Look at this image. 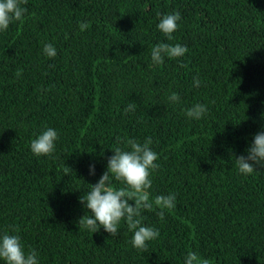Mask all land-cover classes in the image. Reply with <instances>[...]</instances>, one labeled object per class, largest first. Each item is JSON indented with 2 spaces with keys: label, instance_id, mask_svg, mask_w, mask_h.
Wrapping results in <instances>:
<instances>
[{
  "label": "trees",
  "instance_id": "obj_1",
  "mask_svg": "<svg viewBox=\"0 0 264 264\" xmlns=\"http://www.w3.org/2000/svg\"><path fill=\"white\" fill-rule=\"evenodd\" d=\"M22 6L23 21L0 32V232L15 230L41 264H183L188 251L210 264H264V167L244 176L236 166L264 125V0ZM176 11L182 19L168 41L158 14ZM45 43L55 58L43 55ZM157 43L188 52L150 68ZM172 92L180 103L166 102ZM197 102L208 114L188 120L184 111ZM130 103L136 110L125 114ZM48 127L58 132L56 150L38 158L30 144ZM117 138H150L159 167L149 198L177 195L163 222L156 206L142 212V223L160 231L144 251L123 221L116 236L78 226L86 214L79 197L123 147Z\"/></svg>",
  "mask_w": 264,
  "mask_h": 264
},
{
  "label": "clouds",
  "instance_id": "obj_2",
  "mask_svg": "<svg viewBox=\"0 0 264 264\" xmlns=\"http://www.w3.org/2000/svg\"><path fill=\"white\" fill-rule=\"evenodd\" d=\"M27 0H0V32H5L15 22H22L27 8L22 5ZM159 22L156 24L168 41L175 39L174 33L179 27L181 13L179 11L158 14ZM87 22L79 23L81 32L87 30ZM188 52L186 45L157 43L151 48L149 64L150 68L162 65L165 59H179ZM45 57L52 59L57 56V49L52 43H45L42 49ZM183 67V64H181ZM19 76L20 73L18 72ZM201 86L200 78H193V87ZM166 102L178 104L181 97L177 92L166 96ZM136 110L135 104H128L124 113H132ZM208 106L204 103H194L184 111L188 120L201 121L208 114ZM264 119V112L261 113ZM59 139L58 132L48 127L41 131L31 141L30 150L36 157L50 156L56 150ZM118 144L112 149L113 155L108 158L106 171L96 183H89V189L79 197V202L86 209V214L79 221L78 226L90 233H97L101 229L116 236L119 232L121 222H125L128 231L132 233L131 245L139 251H144L148 243L156 240L160 231L142 223V212L152 211L154 206L159 208L158 216L161 222L165 220V210H172L176 206L177 195L156 196L154 201L150 200L148 190L152 187L151 173L159 165L156 163L158 154L150 147L151 139L143 143L135 139L117 138ZM257 165L264 167V125L256 132L245 149V154L236 157L238 174L248 176L257 170ZM65 175L69 174L64 169ZM89 174H96V165H89ZM113 180L122 187L113 185ZM132 201V203H130ZM0 264H41L39 253L36 249L28 250L19 234L12 232H0ZM183 264H210L209 260L194 251H188L183 257Z\"/></svg>",
  "mask_w": 264,
  "mask_h": 264
}]
</instances>
